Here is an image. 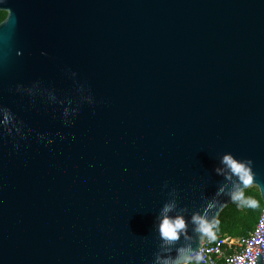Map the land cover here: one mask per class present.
Returning a JSON list of instances; mask_svg holds the SVG:
<instances>
[{
	"label": "water",
	"instance_id": "water-1",
	"mask_svg": "<svg viewBox=\"0 0 264 264\" xmlns=\"http://www.w3.org/2000/svg\"><path fill=\"white\" fill-rule=\"evenodd\" d=\"M0 11V264H189L207 236L193 218L251 187L264 264V0ZM165 216L185 221L175 240Z\"/></svg>",
	"mask_w": 264,
	"mask_h": 264
},
{
	"label": "built area",
	"instance_id": "built-area-1",
	"mask_svg": "<svg viewBox=\"0 0 264 264\" xmlns=\"http://www.w3.org/2000/svg\"><path fill=\"white\" fill-rule=\"evenodd\" d=\"M263 207L252 231L243 237L222 235L206 236L198 254L190 259L191 264H249L254 239L261 226ZM199 257V259H197Z\"/></svg>",
	"mask_w": 264,
	"mask_h": 264
},
{
	"label": "trees",
	"instance_id": "trees-1",
	"mask_svg": "<svg viewBox=\"0 0 264 264\" xmlns=\"http://www.w3.org/2000/svg\"><path fill=\"white\" fill-rule=\"evenodd\" d=\"M6 17V13L0 11V22ZM244 197H252L258 201L255 208H249L241 201H232L220 214L213 224L214 237L229 235L234 237L247 236L255 227L261 209L263 207L260 194L255 187L243 191ZM191 264V263H189Z\"/></svg>",
	"mask_w": 264,
	"mask_h": 264
},
{
	"label": "clouds",
	"instance_id": "clouds-1",
	"mask_svg": "<svg viewBox=\"0 0 264 264\" xmlns=\"http://www.w3.org/2000/svg\"><path fill=\"white\" fill-rule=\"evenodd\" d=\"M223 161L231 170V172L238 176L239 181L243 186L248 187L249 185L253 184V175L248 167V164L234 159L231 155H225ZM232 199L234 201H241L249 208H255L258 203V201L252 197L245 198L242 191L235 192L232 196ZM167 210L168 209L166 208L165 212ZM193 219L197 222L198 230L200 232L204 233L209 238H212L214 236V233L212 231L213 224L209 223L206 219L199 216L194 217ZM184 227L185 221L182 218L177 217L175 219H171L165 216L162 219L160 225L161 235L167 240H175L178 238L179 230L183 229ZM197 259H199V257H197ZM177 264H180V262L178 261Z\"/></svg>",
	"mask_w": 264,
	"mask_h": 264
}]
</instances>
